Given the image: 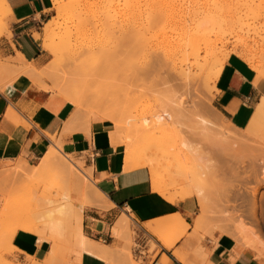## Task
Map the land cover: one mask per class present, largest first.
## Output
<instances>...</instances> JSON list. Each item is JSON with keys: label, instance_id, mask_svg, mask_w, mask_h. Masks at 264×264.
<instances>
[{"label": "bare ground", "instance_id": "obj_1", "mask_svg": "<svg viewBox=\"0 0 264 264\" xmlns=\"http://www.w3.org/2000/svg\"><path fill=\"white\" fill-rule=\"evenodd\" d=\"M53 1H54L56 10H57V17L59 20H53V21L49 20L43 28V33L41 34L39 32H35L34 37L38 41H42L41 44H42L43 48L46 51H48L50 53V55L58 57L62 62H65L64 65L67 67H70V66L76 67L77 68L76 70H78L77 72H79V71L84 72L85 73V74L83 73L84 75H87V71H88L87 67L90 68L89 66L83 65V64H85V62L87 60L90 61V63H92V67L98 63H99L100 67L101 66L104 67L105 65L109 64L110 59L112 57H114V55L117 53L118 48H119V45H118L119 43L118 44L115 43L114 40L110 43L107 40V38L111 36V35H109L110 32H113L115 30H116V32L117 31L123 32V29H124V31L126 29L124 27L129 25V27H128L129 29H127V30L131 31L132 37L134 38V41H135V39L138 38V34H139L138 29H136V27H138L140 21L146 20V22L147 21L149 22L150 26H153V25H155L154 23H156V22L161 23L159 21L163 22V20L167 18V13H169L168 10L172 11L171 6H170V8H169V6L167 7L168 10L166 8L167 5H165V7H164V3H166V2H164L165 0H68L67 4H62V5L60 4V0H53ZM98 1H104L106 3V5L108 3V8L104 9V12H102L101 14L97 13V14H93V15H88L87 12L91 8V6L94 5V3L98 2ZM0 3L4 7H6L7 9H10L9 5L6 3V0H0ZM168 5H170V4H168ZM172 12H174V11H172ZM194 12H196V11H194ZM175 13H173V15H172V13H169V15L172 16V18H170V19H172L174 22L173 26H174L175 32L173 31L172 34H174V33L175 34H174V36L171 35L172 37H170L169 39H167L165 41L166 43H164V45L162 46V56L157 59V63H155V66L153 68L157 69V67L158 68L160 67L159 68V70H160L161 68L166 66L167 68H170L171 70H173L175 73H178L179 75H182V76L188 77V78H190L191 75H194V74H196V77L201 75L202 78H204L202 74H207V76H206L207 80L205 78L204 79L206 81H209V80H211L212 82L214 81V84H215L220 73H221V71H222V69H223V67H224V65H225V62L227 61V59L230 56V53L225 54L222 57H218L217 56L218 53L216 52L217 42L215 43L216 44L215 45L214 44L215 41L212 42L213 39L211 40V38L208 36V34L205 33L206 29L215 25L214 24V22H215L214 16L212 15L213 13H211V11H210V12H208L202 16H200L201 15V14H199L200 12L198 13L199 15H196L197 13H192V11L188 12V14L187 13L182 14V12L177 13V14H175ZM262 15L264 16V14L259 13L258 18ZM126 16H127V18H124ZM219 20H221V19H219ZM258 20H260V19H258ZM242 22L243 21L238 22L237 23L238 26L242 25ZM246 23L249 24V22H246ZM254 23H255V21L252 22V24H254ZM166 24H165V26H166ZM256 24H258V23H256ZM256 24H254L252 26L250 23V26H252V27L257 26ZM140 27H142V26H140ZM160 27H162V26H160ZM163 28H164V25H163ZM247 28L249 29V27H247ZM214 29H215V27H214ZM57 30L59 31L58 34L56 32ZM251 30H254V32H256L258 34L256 27L252 28ZM81 31L87 32L88 35L89 36L91 35V37L93 39H91V41H89L88 43L85 42L83 44L82 43L78 44L76 41V36ZM91 31L93 33H91ZM144 31H145V28H144ZM254 32H252L251 34H253ZM142 33H143V30H142ZM246 33L247 32H245L244 34H246ZM143 34H141V35H143ZM107 35H109V36H107ZM248 35H249V33H248ZM146 36L147 35H145V37ZM156 36H158V35H156ZM254 36L255 35L253 34V37ZM242 37L246 38V37H244V35H242ZM253 37H251V38L254 39L257 36H255L254 38ZM122 39H123V37H122ZM140 39H141V37H140ZM140 39H138V40H140ZM121 41L123 42V40H121ZM240 42L241 41H239V44H240ZM255 42H256V44L258 43L257 40H255ZM246 43L248 44V42H246ZM143 44L146 47L150 48L152 43L149 44V41L147 39H145ZM249 44H251V43H249ZM253 44L255 46V43H253ZM240 45L242 46V44H240ZM241 46L239 48H238V46H236V47L234 46V49H232V51H233V53L237 54L238 56H246L247 51L245 52V50L246 49L250 50L249 48H247V46L249 47V45L246 46V44H244L243 46H245V47H243V46L241 47ZM250 46H252V45H250ZM152 48H153V45H152ZM143 50L147 51L146 48H143ZM156 53H157V51H156ZM145 54L146 53H144V55ZM249 54H251V53H249ZM118 55H117V57H118ZM82 56H85L84 60H80V58ZM250 58L252 60L253 57H250ZM215 59H216V62L214 63ZM253 59L255 60L257 58L255 57ZM79 60L81 62L79 64H77V62H79ZM254 60H253V64H254ZM72 63H73V65H72ZM94 63H95V65H94ZM212 63H213V67L211 68ZM3 67L5 68V71H7V72L8 71H14V72H17V74L19 73L20 75H27L37 85L41 81V78H42V73L38 71V66L36 64H34L33 62L28 61L24 57V55H22L20 53L18 54L17 58H13L12 63L10 65L2 66L1 68H3ZM257 67L259 68V66H257ZM263 67H264V65H263ZM149 69H146V70H149ZM146 70L141 71L143 73H141V72L140 73L142 75L143 74L147 75ZM157 70H156V72H157ZM159 70H158V72H159ZM5 71H4V73H7ZM149 71H148V74L150 73ZM68 72H70V71H68ZM4 73H2V74L0 73V89H3L5 86H7L10 83L9 81L4 80L5 77H7V76H4V78L1 76ZM83 74L81 73V76H84ZM261 74L262 75H260V76L264 77V72L263 73L261 72ZM157 76H159V74ZM61 77H63V76H61ZM137 77H138V75H137ZM194 77L192 76V78H194ZM261 77L258 76L257 79H259ZM60 79H62V78H60ZM185 79H187V78H184V81H185ZM57 80H59V79H57ZM86 80H88V78H86ZM86 80H85V82L88 83V81H86ZM198 80H200V79H198ZM186 82H187L186 84H188V85L192 84L190 81L189 82L186 81ZM86 86H84V87H86ZM57 87H58L57 91H59L60 96H63L65 100L71 102L74 106H76V110L73 112L70 119L66 123L65 131H70V130L74 131L77 129H84V130H86L87 133H89L90 124L88 126H86V124H84V123L82 124V122H81V120H82L81 118H83V111H82L81 107L86 106L87 104L92 102V101L90 102V100H91L90 95L85 96L84 95L85 93H83L84 91H81L82 93H80V92H77L74 89H71L70 87H66V86L57 85ZM93 92H95V91H93ZM99 94H101V93H99ZM189 94H188V96H189ZM91 95H92V93H91ZM93 98L95 100L98 99L97 104L100 103V101L104 102V100H102L103 99L102 96H99V95L93 96L92 95V99ZM106 101H107V99L105 98V102H104L105 104H106ZM93 102H92V104H93ZM186 102L187 101L185 99L183 100L181 97V99L178 101V104L184 107V105L187 104ZM205 102L208 104V101H205ZM206 103H204L205 104L204 108L208 110L211 107L208 108ZM110 104H112V103L110 102ZM116 105H118V104H116ZM187 105H189V104H187ZM108 106H109V104H108ZM205 109L203 111H205ZM117 110H118V108H117ZM120 110H123V109L120 108ZM126 110H127V108H126ZM192 110H193V108H192ZM118 113L120 114L121 112L119 111ZM144 114H145L144 112L142 114V112L140 113V111H139L136 114L132 115L131 117L128 116L129 118H123V116L126 115V113L124 112L121 119L119 118V120L121 122L120 121L114 122L112 120L111 121L106 120V119H110V118L105 117V119H104L103 118L104 116H103V117H99V119H101V120L100 121L98 120L99 122H96L95 124L101 125L102 123H105L104 120L108 121V123L110 125V127H108V130H109L108 132L110 135L111 143L115 147H119V146L124 147V170L130 171V170H134V169L148 168L153 189L155 191L159 192L162 197H165L166 200H168L172 203L173 202L176 203L177 201H179L183 198L195 196L198 199L199 206L201 207L200 214L195 219V228L201 230V228L204 227V225L207 223V221L211 218V215L209 212V210H210L209 196H211V195H209V193L212 194V189L214 187H212V189H210V187L213 185H210V187L208 185V187H206V189L208 190L209 193H207L205 190V187L203 186V184H205V183L202 184L203 179L206 176V173L211 171V169L210 168L207 169V167L204 165V163H201V164L206 167L205 169L203 168L204 166L203 167L199 166V165H201L200 163L199 164L195 163L197 161V159H199V154L201 155V151H200L201 143H198L195 140L198 139L197 141H199V140L203 141V138H204L210 144L218 143L220 145L219 148H221V151H223V150L229 151V149L227 147L230 148L232 145L231 142H232L233 136L231 134L233 132L235 125L231 121H229L227 118H225L221 113H220L221 114L220 115V114H217V113L210 111L209 114H207V115H209V117H207L208 120L206 117H205L206 121H204L205 118L201 119V120L198 119L200 121V124L198 123L199 126H198V129H196V130L199 131L198 133L200 135L197 133L199 135V137H196V139H194V137H192L190 135H189V137L186 136L188 134H184L185 137H174V138H173L174 135L170 136L168 134L169 136H166V138H164V137L160 138L159 137V139H157V138L155 139V136H154V140L153 141L150 140L148 142V144L150 142H152L151 145H154V146H152L153 148H151V150L152 149L154 150L156 148H157V150L158 149L160 150L162 148L166 149V147H167L168 149L169 148L172 149L173 153L170 152L171 154H174L175 156H179L177 158V160H179V162H177L176 165L174 164L173 168L171 165V169H168L169 171H167L168 174L166 173L167 174L166 175L164 172H162V170L161 171L159 170L158 161H156V159L153 158L152 155H149L150 152H148L146 150V146L144 147V149H139L141 147L137 145L139 147L138 148L134 144L133 140L135 138H139L137 136H141V135L145 134L146 131L151 130L152 128H154V126L157 125L156 124V120H158L157 116L152 114V117L149 115L150 118H148L146 116V114L145 115ZM145 116L147 118H145ZM116 120H117V118H116ZM92 122H95V121H92ZM129 122L134 125V126L132 125L133 129L135 127V130H133L134 133H132L134 136L132 134H128L129 131L126 132V134L124 133L125 130L121 131V129H123L124 127L126 130H128V128L130 129L131 126L129 127V125H128ZM121 124H122V126H121ZM199 127H201V131H200ZM195 128H196V126H195ZM173 129H175V128H173ZM176 130H177V127H176ZM193 130H192V132H193ZM196 130H194V131H196ZM162 131L163 130H161V132ZM189 131H191V130H189ZM235 131H236V128H235L234 132ZM244 131L242 133L240 130L239 131L240 133H237L238 132V130H237L236 133L238 135H240L241 138L250 136V133H249V135L246 133L248 136L243 137L242 135H245ZM157 132H158V129H157ZM234 132H233V134H234ZM167 133H166V135H167ZM216 133H218L220 135L219 139L217 138ZM241 133H242V135H241ZM180 134H178V135H180ZM150 135H151V133H150ZM162 135H160V136H162ZM171 135H172V133H171ZM234 135L238 136L236 134H234ZM146 136H149L148 132H147ZM164 136H165V134H164ZM175 136H176V134H175ZM202 136H204V137H202ZM169 137H171L172 139H170ZM140 139H142V138H140ZM236 139H237V137H236ZM236 139L235 140L233 139V140L236 142H239V140H241L240 138H239V140L237 139L238 141ZM247 139L244 138V140L242 139L241 141L243 142ZM206 140L204 142H206ZM143 141L145 142V140H143ZM147 141H148V139H147ZM147 141H146V143H147ZM144 142H143V144H145ZM242 142H240V143H242ZM143 144L141 143V145H143ZM214 144L209 145V146L214 147ZM235 144H237V143H235ZM203 146H204V144H203ZM224 147H226V148H224ZM232 148H233V146L231 147V149ZM61 150H62L61 146H59V145H55L54 147H51L48 150V152L45 153V155L42 157V160L39 163V166L35 167V168H37L36 170L29 167V165L23 161L18 165L16 164L17 167L15 168V170L11 174L8 175V177H7L8 180L6 179L8 181V183H12L18 179H22V181L28 182L30 186H27V187H31V188L38 186L41 182L44 183L45 181L49 180L51 184L50 183H48V184L51 187H53V188L57 187V192H56L57 195L55 197L54 196L51 197L50 195H48L49 196L48 197V196H46V194H43V193L40 195H36L37 194L36 193L33 197H31V199H27L26 204L24 203L25 202L24 201L23 203L18 204L15 207H13V206H9L7 208L4 207L5 209L0 212V224L4 223L6 225V230L4 233L2 232L3 234L1 235L0 238L3 239V242L6 241V242L10 243L11 249H13V251L17 250L16 247L13 246L12 240L15 237L16 233H18V231H25L28 233L36 234L37 236H39L40 240H47L48 242H50L51 248H50L46 258L39 261V260L35 259L34 257H29L30 261H32L31 264H56L61 257V247H62V242H63L62 240H64L65 236H67V237L71 236L73 238V240L77 246V253L79 254L77 256L79 264H81V261H82L81 258H82L83 253H85V252L92 253V254H99V255L100 254L103 255V254L107 253V247L106 246L101 245L98 242L88 238L83 232L84 203L88 201V202H90L91 205L99 207V206H102V202L106 198L103 195V193L97 187H95V186L93 187L92 184H89V181L87 180L86 175L84 176L82 174L83 170H81V173L79 172L80 170L79 171L77 170V169H80L79 164L77 165V164L73 163L71 160L67 161V160H64V159L59 157V154L62 153ZM173 150H175V151H173ZM155 152H157V151L155 150ZM223 152L225 153V151H223ZM182 161H187V162H185L186 163L185 165L187 166V163H189V165L187 167L185 166L183 168V166H181ZM205 163H206V161H205ZM169 168H170V166H169ZM211 168L214 171L216 169V168L214 169L213 167H211ZM12 170H13V168H12ZM206 170H208V172ZM165 172H166V169H165ZM213 172L211 171V173H213ZM237 176H238V178L240 177L239 175H237ZM172 179H176L179 182L183 181V185H181L179 183L181 185V187H177L176 184L171 182ZM259 183L261 184L260 181H259ZM9 186H12V185H9ZM234 188H236V187H234ZM36 189H37V187H36ZM219 189H221V188H219ZM49 190H51V189H49ZM45 192H47V191L45 190ZM75 192L78 193L77 196H75ZM221 192H222V189H221ZM228 192H229V190H228ZM234 192H235V190H234ZM238 192H240V190H238ZM257 192H258V187H256V189L253 190V192H252L253 197H251V199L253 198L251 200V202L253 201V203L251 204L252 208L250 209V215L252 212V214L255 215V216L252 215L253 218L254 217L256 218L257 207L259 208V206H258L259 204L257 205V202H256ZM225 193H226V191H225ZM225 193L223 195L231 196V195H226ZM4 194H5V192H4ZM219 194H222V193H219ZM230 194H231V192H230ZM232 195H233V193H232ZM210 199H212V198H210ZM0 201H1V199H0ZM2 201H3V199H2ZM106 201H107V199H106ZM212 203H213V199H212ZM233 206H234V204H233ZM0 210H1V208H0ZM239 215H240V213H239ZM244 220H246V219H244ZM125 221H127V218L123 217L116 223L115 227H113L114 233L116 235L119 232L118 231L119 227ZM229 221H230V219H229ZM219 222H220V220H219ZM156 223H158V226L160 228L155 227L156 225L154 227L152 226V224H150V225L155 230V234L158 235L164 241V244H166L169 248H171L174 244V241L180 237V235L174 237V235H172V233H170V232H173L174 230H176L178 228L177 230L180 231V232L178 231L179 232L178 234H181V232H184L181 230H183V229L185 230L186 228L188 229V226H189L186 223V221L184 220V218H182L178 214L175 216H172V217L157 220ZM247 223H244V221L239 222L237 225L238 226L241 225L239 227L240 229L234 224L237 227V229H236L237 231L236 232L233 231L235 233H233L232 235L238 234L239 236H241L242 240L240 239V241H243V239H244L243 243L244 242L246 243L247 239L250 238V240H248V244L245 246H249V248L252 247L251 250L258 251L260 249V247L258 249L259 245L257 246V244H256L257 241L255 242L253 240L254 237L252 239H251V237H248L250 235L249 234L250 229L246 225ZM235 226H234V228H235ZM226 231L223 230V232H221V233L222 234H227V233L229 234V231L228 232H226ZM252 231H254V230L251 229V231H250L251 236H253L255 234V232L253 234ZM175 232H177V231H174V233ZM181 235H183V233ZM230 235H231V232H230ZM235 236L236 235H234V237ZM245 238H246V241H245ZM243 243H242V245H244ZM243 248H245V247H243ZM261 250H259V251H261ZM127 253H129L128 255H131L130 252H127ZM261 264H263V263H261Z\"/></svg>", "mask_w": 264, "mask_h": 264}, {"label": "rangeland", "instance_id": "obj_2", "mask_svg": "<svg viewBox=\"0 0 264 264\" xmlns=\"http://www.w3.org/2000/svg\"><path fill=\"white\" fill-rule=\"evenodd\" d=\"M172 1L171 0H167V1L165 0L164 1V2H166V3H164V7H165V5H167L166 8L168 6L170 8V6H171L172 11H174V12H172L170 10L171 11L170 12L167 8L168 12L172 13V15L175 12H176L175 14L181 13V12H182V14L183 13L188 14V12L192 11V13H197L196 15L201 14L200 16H202V15H205L206 13L211 11V13H213L212 15L214 16V20H215L214 24L215 25L206 29L205 33L208 34V36L211 38V40L213 39L212 42L215 41L214 44L217 42V47H216V52L218 53L217 56L222 57L223 55L228 54V53H230V55H237V54L233 53V51H232V49H234V46L235 47L238 46V48H239L241 46L240 44H242V46L244 44H246V46L249 45V47L247 46V48H249L250 50H248V49L245 50V52L246 51L248 52V53L246 52V54H247L246 56H238V55L237 56L240 58L243 57L242 59L257 72L256 77H258V76L261 77L260 76V75H262L261 72L262 73L264 72L263 71L264 70V67H263V65H264V16L262 15L258 18V14L259 13L264 14V0H188V1L187 0H172ZM67 2H68V0H60L61 5L67 4ZM167 3L170 5H168ZM53 4H54V1H53ZM106 8H108V3L106 5V3L104 1H98V2L94 3V5L91 6V8L89 9V11L87 13H88V15H93V14H97V13L101 14L102 12H104V9H106ZM205 8L206 9L208 8V9L206 10ZM194 11H196V12H194ZM169 13H167L166 19H164V20L162 19L163 22L159 21L161 23H158V22H156L157 24L154 23L156 26L155 25L150 26L149 22L148 21L146 22V20L140 21L138 27H136V29H138L139 34H138V38H136L135 41H134V38L132 37L131 31L127 30V29H129L128 28L129 25L124 27L126 29H125V31L123 29V32H120V31L116 32V30H115L113 32H110V34L108 33L109 35H111L110 37L107 38V40L110 43L113 40L115 43H117V44L119 43L118 44L119 45L118 51L115 54L116 56L114 55V57H112L110 59L109 64L107 63L108 65H105L104 67L101 66L102 68L99 66V63L96 65L94 63L95 66L92 67V63H90V61L87 60L85 62V64H83L84 66L90 67V68L87 67V69L89 71V72L87 71V75H84L85 74L84 72H80V71H79L80 73L77 72L78 70H76L77 68L74 66L73 67L72 66H70V67L65 66L64 65L65 62H62L56 56L50 55V53L48 51H46L48 54L47 62L45 64H43L42 66H38V71L42 73L41 81L38 83L39 86L49 88V90L57 93L58 95H59V91H57L58 90L57 85L70 87L71 89H74L75 91L80 92V93H82L81 91H84L83 93H85L84 94L85 96L90 95V97H91L90 102L94 101L95 103L93 102V104H92V102L91 103L88 102L89 104H87L86 106H82L83 108L81 107V109L83 111V118H81L82 119L81 122H82V124L83 123L86 124V126H88L90 124V128L93 124H95L96 122H99L101 120V119H99V117H103V116H104L103 117L104 119H105V117L110 118V119H106V120H110V121L112 120L114 122H119L120 121L119 118L121 119L124 112L126 113V115L123 116V118H129L128 116L131 117L132 115L136 114L139 111H140V113L142 112V114L144 112L148 118H150V116L152 117V114L157 116L158 117V120H156L157 125L154 126V128H152L151 130H149L150 132L146 131L145 134H143L141 136H137L139 138H135L133 141H134V144L136 147H138V146L141 147V148L138 147L139 149H144V147L146 146V150L148 152H150L149 155H152L153 158H155L156 161H158L159 170L160 171L162 170V172H164L165 174L166 173L168 174L167 171H169L168 169H171V165L173 168L174 164L176 165L177 162H179V160H177V158L179 156H175L174 154H171L170 152H172V149H170V148L168 149L167 147H166V149L162 148L160 150L159 149L157 150V148H156L154 150L153 149L151 150V148H153L152 146H154V145H151L152 142H150L149 144H148V142L150 140L153 141L154 136H155V139L156 138L159 139V137L160 138H162V137L166 138V136H169V135L170 136L174 135L173 138L174 137H185L184 134H188L186 136L189 137V135H190V136L194 137V139H196V137H199V135H200L198 133L199 131L196 130V129H198V126L200 124L199 120L204 119L205 117L206 118L209 117V115H207V114H209L210 111L217 113V114H220V112L213 106V103H212L213 98H214V94L216 91V85H215L216 83L214 84V81L212 82L211 80L206 81L207 80L206 79L207 74H202L203 77L206 79L205 80L204 78H202L201 75L196 77V74L191 75L190 78L184 77L182 75H179L178 73H175L173 70H171L170 68H167L166 66H164L160 70H159L160 67L159 68L157 67L159 72L157 69L153 68L155 66V63H157V59L162 56V46L164 45V43H166L165 41L167 39H169L170 37L174 36V34H175V33L172 34V32L175 30L174 26H173L174 22L172 19H170V18H172V16H170ZM9 15H10V9H7L6 7H4L0 3V36L3 33H8L10 35V24L8 21ZM124 18H127V16ZM219 19H221V20H219ZM258 19H260L261 21ZM49 20H52V21L53 20H59L57 17V10H56L55 4L52 6V9H51L49 15L47 16V19H45L40 24L38 31H35V32H39L42 34L43 28ZM240 21H243L244 23L242 22V25L238 26L237 23ZM253 21H255L254 24L258 23V24H256L257 26H254L257 28L258 34L256 32H254V30H251L252 28H254V27H252L254 25V24H252ZM246 22H249V24H247ZM250 23L252 26H250ZM165 24H166V26H165ZM163 25H164V28H163ZM140 26H142V27H140ZM160 26H162V27H160ZM143 27L145 28V31H144ZM214 27H215V29H214ZM247 27H249L250 30ZM142 30H143V33L145 35H147L146 37L142 33ZM56 32L58 34L59 31L57 30ZM245 32H247V33L244 34ZM252 32H254L253 34L257 37L254 36L255 37L254 38L253 34H251ZM91 33H93V32L91 31ZM248 33H249V35H248ZM141 34H143V35H141ZM109 35H107V36H109ZM156 35H158V36H156ZM242 35H244V37H246V38H243ZM250 36L253 37L254 39H252ZM122 37H123V39H122ZM140 37L142 40L140 39ZM91 39H93L91 37V35L89 36L87 32H83V31L78 33L76 36V41L78 44H80V43L83 44L85 42L88 43L89 41H91ZM138 39H140V40H138ZM145 39H147L149 41V44L152 43L150 48L146 47L143 44ZM121 40H123V42ZM255 40L258 41L257 44H256ZM239 41H241L240 44H239ZM245 41L248 42V44ZM40 42L42 43V41H40ZM249 43H251V44H249ZM253 43H255V46ZM152 45H153V48H152ZM250 45H252V46H250ZM243 47H245V46H243ZM143 48H146L148 52L146 50H143ZM156 51H157V53H156ZM144 53H146V54L144 55ZM249 53H251V54H249ZM117 55H118V57H117ZM254 56L257 58V59H255L256 61L253 59V58H255ZM250 57H253L252 60ZM84 59H85V56H82L80 58V60H84ZM12 60H13V58L10 57L9 58L10 63L7 64V66L12 63ZM80 60H79V62H77V64H79L81 62ZM253 60H254V64H253ZM215 62H216V59H215L214 63ZM72 65H73V63H72ZM257 66H259L260 69ZM212 67H213V63L211 64V68ZM146 69H149L150 71L146 70ZM144 70L147 71L146 72L147 75L141 74V73H143L141 71H144ZM156 70H157V72H156ZM4 71H3V73H4ZM68 71H70V72H68ZM148 71L150 72L149 74H148ZM5 72H7V71H5ZM0 73H2V70H0ZM81 73L82 74L84 73L83 74L84 76H81ZM158 74H159V76H157ZM137 75H138V77H137ZM1 76L3 78H4V76H7V77H5L4 80L9 81V82H13L18 76H21V75L19 73L17 74V72H14V71H8L7 73H4ZM61 76H63V77H61ZM192 76L193 77L195 76V77L192 78ZM60 78H62V79H60ZM86 78H88V80H86ZM184 78H187V79H185V81H184ZM197 78L200 80H198ZM57 79H59V80H57ZM261 79H264V77H261ZM85 80L88 81L89 84L87 82H85ZM186 81H188V82L190 81L192 84L188 85V84H186L187 83ZM77 82L78 83L80 82V83L78 84ZM84 86H86V87H84ZM93 91H95V92H93ZM91 93L93 96H98V95L102 96L103 99L102 98L101 99L104 100V102H105V98H106L107 99L106 104L103 101H100V103L97 104L98 99H96V100L94 98L92 99ZM99 93H101L102 95ZM188 94H189V96H188ZM181 97L183 100L185 99L187 101L186 103L189 105L185 104L184 107L179 105L178 101L181 99ZM205 101H208L209 105ZM110 102L113 105L110 104ZM204 103H206L208 108H210V107L211 108L208 110L205 109ZM108 104H109V106H108ZM116 104H118V105H116ZM74 107L76 110V106H74ZM117 108H118V110H117ZM120 108L123 109L124 111L120 110ZM126 108H127V110H126ZM192 108H193V110H192ZM204 109H205V111H203ZM119 111L121 112L120 114L118 113ZM146 116H145V118H147ZM116 118H117V120H116ZM206 118L204 121H206ZM106 120H104L105 123H102V124H104L108 128V127H110V125H109L108 121H106ZM207 120H208V118H207ZM92 121H95V122H92ZM128 125H129V127L131 126L130 129L128 128V130H126L124 127L123 129H121V131L125 130L124 131L125 134L128 131H129L128 134L134 133L133 130H135V127H134V129L132 128L133 124H131L129 122ZM121 126H122V124H121ZM195 126H196V128H195ZM176 127H177L178 131L176 130ZM156 128L158 129V132H157ZM173 128H175V129H173ZM199 128L201 131V127H199ZM235 128H236V131L238 130L237 133H240L239 132L240 130L243 133V131L245 130L244 131L245 135H242V133H241V135L243 137L248 136L250 133V136L244 137V138H246V139L248 138V139L242 142L241 140L242 139L244 140V138H241V136L238 135L236 133V131L234 132ZM193 129L196 131H194ZM161 130H163V131L161 132ZM189 130H191V131H189ZM192 130H193V132H192ZM147 132H148L150 137L146 136ZM233 132H234V134H236L238 136H235L233 134ZM233 132L231 134L233 136L232 142L236 139V137L238 140H239V138L241 140H239V142L234 141L237 144H235L234 142H233L234 143L233 144L231 142L232 145L231 144L230 145H231V147L233 146V148L231 149V147L230 148L227 147L229 149V151L223 150V151H225V153L223 151H221V148H219L220 145L218 143H215L216 145L213 143L214 147H212L209 145H213V144L208 143L207 140L204 138H203V141H200V140L197 141L198 139L195 140L196 142L201 143V145L199 144L200 148H201L200 149L201 155L199 154V159H197V161L195 163L196 164L197 163L198 164L204 163V165L207 167V169L210 168L212 172L214 170L211 167H213L214 169L216 168L213 173H211V171H209L210 172L209 173L208 170H206L208 173H206V176L204 177L203 182H202V184L205 183V184H203V186L205 187V190L207 193H209L208 190L206 189V187H208V185H209V187H210V185H213L210 187V189H212V187H214L212 189V194L209 193V195H211V196H209V204H210L209 205V207H210L209 212H210L211 218L207 221V223H208L209 227H211L212 230H217L220 233L223 232V230H225V231L227 230L226 232L229 231V233L231 232V234H233L237 231L236 230L237 227L239 228L241 226V225L240 226L237 225L239 222H241V221H244V223L248 222L246 225L248 226L250 231L252 229V230H254V231H252V233L254 234V232H255V234L254 235L252 234L253 236H251V233L249 231L250 235L248 234L249 235L248 237H251V239L254 237L253 240L255 242L256 241L258 242V243L256 242L257 246L259 245L258 249L260 247L259 250H261V249L262 250L256 251V255H258L257 258L260 260V264L261 263L264 264V115L262 118H258V117L253 116L250 123L247 125V127L238 129V127L235 126L233 129ZM150 133H151V135H150ZM163 133L165 134V136ZM166 133H167V135H166ZM171 133H172V135H171ZM175 134H176V136H175ZM178 134H180V135H178ZM216 134H217V138L219 139L220 135L218 133H216ZM160 135H162V136H160ZM202 137H204V136H202ZM52 138H53V142L55 145L61 146V149H62L61 152L62 153L59 154V157L64 159V160H67V161L71 160L73 163H75L77 165L79 164L80 169H77V170L78 171L80 170L79 171L80 173H81V170H83L82 174L84 176L86 175V178L89 181V184H92L93 187L94 186L97 187L95 185V182L92 179V174H91L89 168L85 167L83 159L76 156V155L66 153L62 148V144L58 140H56L55 137H52ZM140 138H142V139H140ZM169 138L172 139L171 137H169ZM147 139H148V141H147ZM143 140H145V142ZM205 140H206V142H204ZM146 141H147V143H146ZM143 142L145 144H143ZM240 142H242V143H240ZM141 143L143 145H141ZM203 144H204V146H203ZM51 147H53V146H51ZM224 148H226V147H224ZM155 150L157 152H155ZM173 151H175V150H173ZM41 160H42V158H36L32 161L20 158V159L15 160V161L5 162V163L0 164V199H1V201H0V204H1L0 205V208H1L0 212L9 206L15 207L16 205L21 204L24 201H25L24 203L26 204L27 199H31V197H33L36 193H37L36 195H40L43 193V194H46V196L50 195L51 197L52 196L55 197L57 195V193H56L57 187L56 188L51 187L48 184V183H50L49 180H47L48 182L47 181H45L44 183L41 182L39 184L40 186L39 185L36 186L37 189H36V187H32V188L27 187V186H30L29 183L26 181L25 182L22 181V179H18L12 183H8V181H7L8 175L11 174L15 170L17 165L20 164L22 161L26 162L29 165V167L36 170L37 168H35V167L39 166V163L41 162ZM205 161H206V163H205ZM185 162H187V161H182V163H181V166H183V168L186 166ZM188 165H189V163H187V166ZM204 165L201 164L199 166L203 167ZM169 166H170V168H169ZM205 166L203 167L204 169L206 168ZM12 168H13V170H12ZM144 169H146L149 173L148 168H144ZM165 169H166V172H165ZM149 175H150V173H149ZM237 175H239L240 177L238 178ZM259 181L261 182V184L259 183ZM171 182L176 184L177 187H181V185H183V181L179 182L176 179H172ZM9 185H12V186H9ZM218 187L222 189V192H221V189H219ZM234 187H236V188H234ZM256 187H258L256 202H257V205L259 204L258 205L259 208L257 207V212H256V214H257L256 218L257 219L254 217L256 219L255 220L253 218V216H255V215L252 214V212L250 215V209L252 208L251 204L253 203V201L251 202V200L253 199V198L251 199V197H253L252 192L254 189H256ZM49 189H51V190H49ZM45 190L48 193L45 192ZM228 190H229V192H228ZM234 190H235V192H234ZM238 190H240V192H238ZM225 191H226V193H225ZM4 192L6 195L4 194ZM230 192H231V194H230ZM219 193H222V194H219ZM224 193L226 195H231V196H225V195H223ZM232 193H233V195H232ZM77 195H78V193L75 192V196H77ZM210 198L213 199V203H212V199H210ZM2 199H3V201H2ZM233 204H234V206L235 205L236 206L234 207ZM87 206H93V205H91L90 202L87 201L84 203V208ZM200 209H201V207H200ZM239 213H240V215H239ZM229 219H230V221H229ZM244 219H246V220H244ZM219 220H220V222H219ZM234 226H235V228H234ZM177 229L174 230V231H177L175 233H174V231L170 232V233H172V235H174V237L181 235L182 233L184 234V232H186L185 231L186 229L185 230L183 229L181 231H184V232H181V234H178L180 231ZM5 230H6V225L4 223H1L0 224V237L5 232ZM233 231H235V232H233ZM221 235H223V234L221 233ZM234 235H236L235 237L237 239H239V240L241 239V236H239L238 234H234ZM246 238H245V241H246ZM248 240H250V238H248L246 243L245 242L244 243L248 244ZM62 241L63 242H62V247H61V257L56 264H79L78 257H77L79 254L77 253V246H76L73 238L71 236L70 237L65 236L64 240H62ZM243 241H244V239H243ZM12 244H13V240H12ZM13 246H14V244H13ZM50 246H51V244L49 242H45L43 245V249H42L43 251H42L41 256L40 257L34 256V257L37 258L39 261L44 259V257L47 255V253L50 249ZM19 253L20 252L18 251V249L13 251V249H11L10 243L6 242V241L3 242V239L0 238V264H31L32 263V261H30V259H29V256H26V258L24 259V258L20 257Z\"/></svg>", "mask_w": 264, "mask_h": 264}, {"label": "crops", "instance_id": "obj_3", "mask_svg": "<svg viewBox=\"0 0 264 264\" xmlns=\"http://www.w3.org/2000/svg\"><path fill=\"white\" fill-rule=\"evenodd\" d=\"M6 3L10 8V35L0 36V70L3 73L5 68L1 67L19 53L42 66L48 54L34 34L47 19L53 0ZM256 76L257 72L242 58L230 55L216 81L213 106L238 128L247 127L253 116L264 115V79ZM74 110L63 96L35 84L27 75L18 76L0 89V164L42 158L55 146V137L66 153L83 159L107 199L102 206H87L83 212L84 234L106 246L107 253L85 252L81 264H260L256 251L234 235H221L208 223L201 230L195 228L201 211L195 196L172 203L153 189L146 169L124 170V147L111 143L104 124H93L89 133L84 129L65 131ZM177 214L189 226L169 248L153 227L160 228L157 220ZM123 217L127 221L116 235L113 227ZM45 242L25 231H18L13 238L24 259L40 257Z\"/></svg>", "mask_w": 264, "mask_h": 264}]
</instances>
